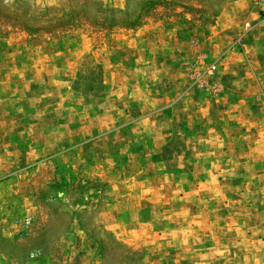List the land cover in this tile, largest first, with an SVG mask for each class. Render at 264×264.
I'll list each match as a JSON object with an SVG mask.
<instances>
[{"label": "rangeland", "instance_id": "374dc122", "mask_svg": "<svg viewBox=\"0 0 264 264\" xmlns=\"http://www.w3.org/2000/svg\"><path fill=\"white\" fill-rule=\"evenodd\" d=\"M0 264H264V0H0Z\"/></svg>", "mask_w": 264, "mask_h": 264}]
</instances>
